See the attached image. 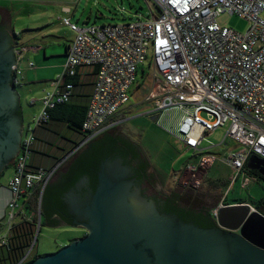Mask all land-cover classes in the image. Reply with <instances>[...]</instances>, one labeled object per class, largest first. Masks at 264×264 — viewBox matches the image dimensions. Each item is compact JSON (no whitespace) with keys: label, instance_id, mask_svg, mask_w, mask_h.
<instances>
[{"label":"built area","instance_id":"obj_1","mask_svg":"<svg viewBox=\"0 0 264 264\" xmlns=\"http://www.w3.org/2000/svg\"><path fill=\"white\" fill-rule=\"evenodd\" d=\"M144 1L148 17L133 22L79 27L70 17L62 19L74 37L67 47L62 72L41 100L42 108L33 120L29 139L21 138L13 175L7 184L11 196L8 220L0 232V247L7 244V234L16 220H30L24 213L27 202L39 187L41 198L58 171L60 164L50 169L30 167L33 134L50 121L51 110L69 103L74 88L71 79L79 69L94 72L92 93L80 128L85 138L61 164L80 147L123 123L115 116L128 101V90L148 54L152 67L148 97L153 105L149 114L156 116V124L180 147L201 155L196 163L185 164L179 180L184 179V189H197L215 164L213 155L204 154L203 144L205 136L220 127L227 126V132L219 145L226 146L227 139L238 145L227 148L220 161L235 179H243V186L250 182L245 177L251 172L247 169L249 159L255 156L264 160V0ZM63 11L70 14L68 8ZM223 13L247 20L249 27L240 33L219 26L216 18ZM36 51L35 47L16 45V63L11 70L14 85L21 84L20 63ZM33 66L32 61L27 63L28 68ZM223 206L229 205L222 200L210 210L215 222ZM38 214L40 199L37 217Z\"/></svg>","mask_w":264,"mask_h":264},{"label":"rangeland","instance_id":"obj_2","mask_svg":"<svg viewBox=\"0 0 264 264\" xmlns=\"http://www.w3.org/2000/svg\"><path fill=\"white\" fill-rule=\"evenodd\" d=\"M64 8H68L70 14L64 12ZM148 15L149 9L144 0H0V24L1 17L3 21L9 20L11 29L17 36V43L26 44L34 43L31 41V31L37 30L47 32L46 34L50 36L45 39L52 40V42L53 40L60 43L71 41L73 33L62 24L64 17H70L72 23L82 27L123 24L137 19H145ZM216 22L221 27L231 28L240 33L245 32L249 27L247 20L227 13L220 14L216 18ZM28 61L27 57H24L20 68H24ZM85 82L86 85H91V79L88 78ZM151 84L152 67L151 57L148 54L143 64L138 67L135 81L128 90V101L115 116V119L123 123L117 127V130H114V132H124L141 149L148 163L150 174L153 176L145 182L150 189L154 193H156L155 191L164 193L178 188L177 192L182 194L180 204L193 209L204 207L212 210L222 200H225L229 206L238 205L244 201L258 209L259 203L264 200V181L251 172H247L245 177L250 182L248 186H243V179L241 177L235 179L231 170L220 161L227 148L238 147L230 139H227L226 146L219 145L226 135L227 126L220 127L205 136L204 154L213 155L216 162L203 176L201 185L197 189L185 191L182 187L184 179L180 181L181 183L179 182L183 168L187 162L196 163L201 155L196 156L191 151L180 147L174 137L159 127L152 119L153 116L149 112L153 109V105L148 97ZM14 87L19 96L22 116L21 138L28 140L29 130L34 129L33 120L40 113L41 100L46 91H42L43 87L39 84L35 86H30V84L14 85ZM53 123L43 126L49 133V140L45 142L46 145L42 142V147H44L45 153L50 152L45 157V160H53L50 168L60 164L58 168L60 172L68 162L74 159L77 153L86 149L87 144L80 147L70 159L61 164L82 144L85 137L77 127L66 123L52 125ZM33 137L36 136L33 134ZM39 157L40 152L38 151V155L34 154L33 157L34 162L38 164L31 167L37 168L40 165ZM12 172L13 168L9 167L0 174V186L7 187ZM28 206H30L29 202H27L24 213L31 218L33 211L31 212L27 208ZM259 212L264 214V208H261ZM7 213L8 210L5 209L4 216L0 217L2 225L7 223ZM16 222L18 221L16 220ZM30 222L33 220L31 219ZM32 224L33 237L27 248L28 251L35 241L30 251L32 255L52 254L73 240L81 238L85 233L83 229L72 226L50 227L44 218L42 220L40 218V221L38 219L36 223Z\"/></svg>","mask_w":264,"mask_h":264},{"label":"water","instance_id":"obj_3","mask_svg":"<svg viewBox=\"0 0 264 264\" xmlns=\"http://www.w3.org/2000/svg\"><path fill=\"white\" fill-rule=\"evenodd\" d=\"M15 63L9 40L1 37L0 174L17 155L21 142L19 96L11 75ZM105 164L83 211L86 221L81 227L86 235L26 264H264V215L257 210L243 204L223 206L218 210L217 228L201 229L161 214L140 189L145 196L155 193L145 182L138 187L120 161H113L108 171ZM247 169L264 178V160L252 156Z\"/></svg>","mask_w":264,"mask_h":264},{"label":"trees","instance_id":"obj_4","mask_svg":"<svg viewBox=\"0 0 264 264\" xmlns=\"http://www.w3.org/2000/svg\"><path fill=\"white\" fill-rule=\"evenodd\" d=\"M86 109L87 107L71 106L69 103L59 105L50 111V121L59 118L61 121L80 129L85 118ZM17 115L21 116L20 108L17 111ZM114 142L115 140L108 132L90 141L86 145V149L77 153L74 157L71 169L66 177L65 184L61 187L56 186V184H48L45 187L40 201L41 220L44 216L49 218V216L58 212V209L62 207L61 196H63L64 192L69 188H74L81 178H86L89 181V189L93 194L97 186L96 170H98L101 161L105 158L108 160H112L114 157L122 160L124 158L123 155L114 147ZM123 163L126 164L125 160H123ZM144 167H146V165H144ZM133 172L138 176V185L142 184L145 181L143 169L140 171L133 170ZM251 173L264 181V178L257 172ZM177 189L178 188H175L170 192H164L160 199H155L156 208L161 214L174 215L183 223H191L201 229L217 228V224L209 209L204 207L193 209L182 206L180 204L182 194L181 192H177ZM187 190L188 189H185V191ZM38 202L39 189L33 192L29 200L30 206L27 207L31 212H35V216L30 218L33 222L27 220L14 224V227L7 234V244L0 247V264H17L27 253V248L33 237L32 223H36L38 220L36 215ZM223 202L224 205H228L225 203V200H223ZM242 203H244V201L239 204ZM262 205H264V201L259 203L257 209L258 211H260ZM2 227L3 225L0 223V232ZM38 257H40V255H32L29 253L23 264L32 262Z\"/></svg>","mask_w":264,"mask_h":264},{"label":"crops","instance_id":"obj_5","mask_svg":"<svg viewBox=\"0 0 264 264\" xmlns=\"http://www.w3.org/2000/svg\"><path fill=\"white\" fill-rule=\"evenodd\" d=\"M31 41H34L33 44H26V43H17L18 46L21 45H28L31 47L37 48V51L35 53H29L26 55L27 61H32L34 63V66L32 68H28L27 65L22 68V77H21V84L20 86H25L26 84H30V86L40 85L42 86V91H49V88L51 90L52 82L53 80L62 72V68L65 62L66 57V50L70 42L67 41L65 43H60L57 41L52 42V40H46L45 38L47 36L46 33L42 30L37 31H31ZM49 32V31H48ZM15 35V34H14ZM74 37V34H73ZM72 37V39H73ZM57 38V37H55ZM15 39H17V36L15 35ZM17 42V40H16ZM91 79V86L86 85L85 81L86 79ZM73 85L75 87L73 88L72 95L69 100V105L71 106H79V107H87L90 99V95L92 93L93 88V82H94V72L92 69H79L77 76L71 80ZM45 84V85H44ZM20 107V104H19ZM42 105L40 107L39 112L41 111ZM22 119V116H21ZM51 122H54L52 125H59V123H66L64 121H61L59 118L56 120H51ZM68 124V123H66ZM47 129L43 127H38L34 131V141L32 145V154L30 159V167L33 165H37L34 160V154L38 155V151L40 152V161L39 166L37 168H43L48 169L52 166L53 160L52 159H46L45 157L49 153H45L44 147H42V142L46 145V141L49 140ZM39 139V141H38ZM16 157V156H15ZM37 159V157H36ZM13 161L9 167H13ZM45 164V165H44ZM44 166V167H42ZM8 167V168H9ZM32 169H35L31 167ZM7 169V168H6ZM59 171H57L58 173ZM13 175V172H12ZM10 176V178L12 177ZM9 178V180H10ZM8 180V181H9ZM10 191L6 187L0 186V217L4 216V211L7 209L9 200H10ZM1 223V220H0ZM2 224V223H1ZM38 255V254H37Z\"/></svg>","mask_w":264,"mask_h":264},{"label":"flooded vegetation","instance_id":"obj_6","mask_svg":"<svg viewBox=\"0 0 264 264\" xmlns=\"http://www.w3.org/2000/svg\"><path fill=\"white\" fill-rule=\"evenodd\" d=\"M1 24H0V38H5L9 40L10 47L14 49L17 45L14 32L11 29L10 21H3V18L1 17ZM12 75V83H13V74ZM118 128H115L111 131H109V135L115 140L114 147L123 155V160H125L126 164L123 163L122 159L119 158H112V160L103 159L100 163V166L98 170H96V174L99 173L101 164L106 161L105 164V171H108V169L111 166V163L115 160H118L124 165L125 167L129 168L130 173L132 174V178L134 183L139 187L137 180L138 176L133 172L140 171L143 169V172L145 174V181H148L153 176L150 174L149 166L144 158L141 149L139 146L135 143H133L124 132L122 131H115ZM73 160L71 162H68L65 167L60 170V172L56 173L55 176L52 178L50 185L56 184V186H63L66 181V177L71 169ZM146 165V167H144ZM143 167V168H142ZM82 181V183H80ZM141 194L148 200H152L155 203V199H160L162 194L160 191H155L154 196H145L144 192L140 189ZM92 195V191L89 189V181L86 178H81L78 183L75 185L74 188H69L66 190L61 196L62 201V207L58 209V212L54 215L44 216L43 218L45 221L53 226H72L73 228L77 229H83L81 226L86 221L83 216V211L85 207L89 204L90 198ZM264 201V200H263ZM264 208V205L261 206ZM84 230V229H83ZM85 231V230H84ZM86 231L82 237L86 235Z\"/></svg>","mask_w":264,"mask_h":264}]
</instances>
